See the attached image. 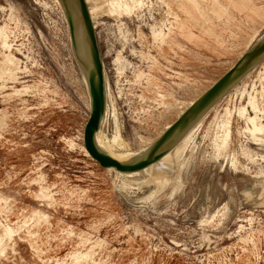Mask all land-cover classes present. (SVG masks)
Segmentation results:
<instances>
[{
  "label": "rangeland",
  "instance_id": "rangeland-1",
  "mask_svg": "<svg viewBox=\"0 0 264 264\" xmlns=\"http://www.w3.org/2000/svg\"><path fill=\"white\" fill-rule=\"evenodd\" d=\"M85 1L116 152L144 150L264 33V0ZM62 13L0 0V264H264V61L168 154L162 185L119 176L83 148Z\"/></svg>",
  "mask_w": 264,
  "mask_h": 264
},
{
  "label": "water",
  "instance_id": "water-1",
  "mask_svg": "<svg viewBox=\"0 0 264 264\" xmlns=\"http://www.w3.org/2000/svg\"><path fill=\"white\" fill-rule=\"evenodd\" d=\"M81 20L88 67L85 73L89 110L82 127V145L87 155L103 168L130 173L144 169L158 161L178 141L179 137L199 119L218 99L241 80L264 58V33L255 40L219 77L199 94L138 157L120 162L102 151L95 143L94 134L104 111L105 93L102 63L96 38L84 0H72ZM67 25L71 48H75L73 20L67 9V0H59Z\"/></svg>",
  "mask_w": 264,
  "mask_h": 264
},
{
  "label": "bare ground",
  "instance_id": "bare-ground-1",
  "mask_svg": "<svg viewBox=\"0 0 264 264\" xmlns=\"http://www.w3.org/2000/svg\"><path fill=\"white\" fill-rule=\"evenodd\" d=\"M58 4H60L59 0H55ZM85 4L86 1L84 0ZM61 5V4H60ZM87 6V4H86ZM63 9V8H62ZM67 9L70 12L71 16H72V20H73V27H74V35H75V48L73 51V54L75 56V60H76V64L80 70V72L82 73V79L84 82V85L86 87V93H87V86H86V80H85V73H86V69L88 67L89 61H88V56H87V52H86V42H85V38H84V33H83V28H82V24H81V20L80 17L78 15L77 9L75 7V4L73 3L72 0H67ZM87 11L89 14V18L91 20L92 23V27H94L88 6H87ZM63 14V13H62ZM264 61V58L261 60V62ZM260 62V63H261ZM259 63V64H260ZM258 64V65H259ZM263 65V64H262ZM106 88L107 87V83L105 84L104 81V93H105V104H104V111H103V115L101 116L99 125H101V123L103 122L106 112H107V98H108V92L106 93ZM108 90V89H107ZM110 98V97H109ZM87 101H88V105H89V98H88V94H87ZM114 103V102H113ZM191 104V103H190ZM214 107V105L212 106ZM255 111H261V109H259L257 106H253ZM211 108V107H210ZM208 111H206L199 119H197L182 135L181 137H179L178 141L176 142V144L168 151L166 152L158 161H156L155 163L145 167L144 169L140 170V171H136V172H130V173H123V172H118L116 170H114L113 168H108L111 169V171H114L117 175L119 176H124V177H131L133 175L138 174L139 172H146V174L149 175V177L153 180H156L157 183L159 184H163L164 181H166V176H168L171 172L170 169V165L168 162V154L176 147L178 148H184L188 138L190 137L191 133L193 132V130L196 128V126L199 124V122L202 120V118L207 114ZM108 113V112H107ZM229 112H227L225 114V118L223 120H221V127L225 128V137L228 135L229 133ZM223 118V117H222ZM106 119V118H105ZM251 121L254 123L255 128L257 130H262L264 128V126H262L261 124L258 125L257 123H255V121L253 119H251ZM168 126V125H167ZM166 126V127H167ZM165 127V128H166ZM253 129V128H252ZM224 130V129H223ZM119 131V130H118ZM223 132V131H222ZM222 136V135H221ZM120 134L116 133V134H111L110 137L104 136L101 132L100 126L98 127V130L95 132L94 134V140L96 145L105 153H107L109 156H111L112 158L120 161V162H126V161H130L136 157H138L139 155H141V153L143 152V150L140 153H127L124 150L122 152H116L114 150V148H124V144L122 143L121 139H120ZM219 140V139H218ZM224 140V139H223ZM220 141V140H219ZM219 143V142H218ZM170 156V155H169ZM170 160V158H169ZM147 175V176H148ZM122 177V178H124ZM155 182V181H154Z\"/></svg>",
  "mask_w": 264,
  "mask_h": 264
}]
</instances>
